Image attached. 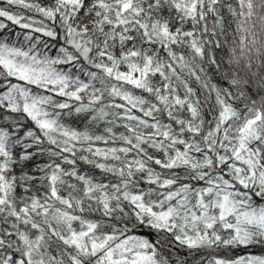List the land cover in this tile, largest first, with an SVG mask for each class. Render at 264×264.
Masks as SVG:
<instances>
[{"label":"trees","instance_id":"1","mask_svg":"<svg viewBox=\"0 0 264 264\" xmlns=\"http://www.w3.org/2000/svg\"><path fill=\"white\" fill-rule=\"evenodd\" d=\"M0 264H264V0H0Z\"/></svg>","mask_w":264,"mask_h":264},{"label":"rangeland","instance_id":"2","mask_svg":"<svg viewBox=\"0 0 264 264\" xmlns=\"http://www.w3.org/2000/svg\"><path fill=\"white\" fill-rule=\"evenodd\" d=\"M29 22L32 23V24L35 23V22H33V21H29Z\"/></svg>","mask_w":264,"mask_h":264}]
</instances>
